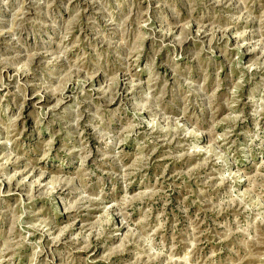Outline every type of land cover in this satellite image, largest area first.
I'll list each match as a JSON object with an SVG mask.
<instances>
[{"label":"rangeland","instance_id":"1","mask_svg":"<svg viewBox=\"0 0 264 264\" xmlns=\"http://www.w3.org/2000/svg\"><path fill=\"white\" fill-rule=\"evenodd\" d=\"M0 264H264V0H0Z\"/></svg>","mask_w":264,"mask_h":264}]
</instances>
